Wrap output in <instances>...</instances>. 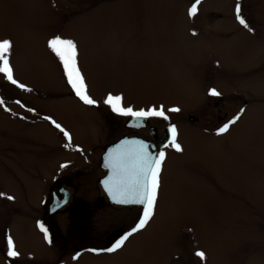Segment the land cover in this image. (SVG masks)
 I'll return each mask as SVG.
<instances>
[{
  "label": "rangeland",
  "instance_id": "rangeland-1",
  "mask_svg": "<svg viewBox=\"0 0 264 264\" xmlns=\"http://www.w3.org/2000/svg\"><path fill=\"white\" fill-rule=\"evenodd\" d=\"M232 3L205 0L189 16L188 0H0V39L12 40L14 78L26 85L21 89L0 74V192L15 198L0 197V246L6 223L9 228L14 223L11 236L21 255L0 254V264L3 259L27 264L23 260L41 254L48 260L55 257L37 234L24 232L22 212L40 204L51 172L69 176L73 170L63 134L13 101L32 109L40 120L51 117L70 133L71 146L89 150L124 132L119 126L126 117L103 103L109 93L122 95L125 107L181 110L168 113V121L148 118L159 136L175 124L183 149L165 150L158 220L154 217L151 224L156 246L164 254L171 250L180 255L186 264H264V0H240L252 33L235 27ZM54 35L77 42L79 66L97 106L81 104L67 84L47 48ZM213 87L220 97L208 94ZM241 108L245 111L230 131L216 135ZM108 113L114 124L103 137L97 123L103 122L105 132ZM13 202L18 207L10 209ZM34 213L27 221L33 223ZM118 219L112 221L115 226ZM92 227L95 236L103 237L110 228ZM198 250L206 260L195 255ZM160 251L154 256L135 246L129 262L153 264ZM114 260L85 255L65 264Z\"/></svg>",
  "mask_w": 264,
  "mask_h": 264
},
{
  "label": "flooded vegetation",
  "instance_id": "flooded-vegetation-1",
  "mask_svg": "<svg viewBox=\"0 0 264 264\" xmlns=\"http://www.w3.org/2000/svg\"><path fill=\"white\" fill-rule=\"evenodd\" d=\"M188 1L189 7L191 8L194 0ZM237 1L240 3V0H233L234 3H232L231 6L232 10L234 9V6L236 7V4L238 3ZM204 2L205 0H200L198 8L202 9V5ZM211 15H216V13L211 12ZM234 19L236 20V18ZM214 21L219 22V20ZM236 23L235 27L237 29L241 30L242 28H244L242 25L239 24L237 20ZM248 24L252 28V22H249ZM13 102L16 103L15 101ZM79 102L83 104L80 100ZM17 105L22 106V108H24L31 115V117H36L38 122L44 123L45 125L50 124L49 120H40L38 114L29 111L30 108H27L23 103H19ZM85 106L90 107L89 105ZM97 109H99V107ZM108 115L109 118L105 119L104 123L105 132L103 131V122L97 123L98 127H102L101 131L103 133V137H105L106 130L108 133L111 129L112 124H114L111 119L112 114L108 113ZM127 118L128 117L124 118V123H120L119 126L120 130L124 131L122 132V135H120V137H118L116 140L109 144H106L104 141L99 142L96 147H91L89 150H76L75 147L70 146L67 150L70 151L71 156H69L67 160L70 162L69 168L73 169L71 174L69 176H65L60 170H57L55 173L51 172L50 176L52 178V181L50 185L47 186L46 195L41 198L42 201L40 202V204L35 208L28 207L25 211L22 212L25 214L21 218L26 219L22 221L24 222V224L25 221L27 222L26 227L23 229L24 232L28 233L29 230H31V232L37 234L41 241L45 244V247L51 249L53 255L55 256L52 260H48L45 254H41L39 257H28L27 259L23 260L27 264H65L66 261L73 260L72 257L77 252L80 253V256L78 258H83L85 255L100 257L111 256L116 260H114L113 263H111L112 261H109V264H130L129 260L132 257L131 249L135 246L138 247L141 245L145 248V250L147 249L151 251L154 256H157L156 254L158 252V248L161 249L159 253L161 257H159L158 255V260L153 261V264H176V262H178V264H186L185 258H182L180 255H176V253L171 250L164 254V249L162 247L156 246L154 239V234L156 231L151 225L156 222L154 221V219L149 223L145 230L131 237L126 243L124 249L116 254H95L86 251V249L88 248H104L110 246L113 240L117 238L120 234H122L125 230H127L140 214V208L137 205L119 206L113 204L102 190L100 183L101 179L105 175L101 167L102 154L109 145L121 138H139L143 141L151 142L148 133L149 126L143 129L134 130L126 126ZM29 121L26 124L32 125L33 122ZM145 129H147L146 134L143 133ZM219 137H221V135ZM153 142L156 143V141ZM95 150H99V152L95 153ZM53 185L57 186V192L52 193L53 195L51 197L49 191L50 188L53 187ZM51 198H53L55 206L57 205V201L61 202V206L57 207L55 211L49 214L47 210L48 203L50 202ZM9 206L10 209L11 206L18 207L17 202H13L12 205L9 203ZM33 210H35V213L32 219L33 223H31L27 221V219L29 220V217L32 214ZM13 216L14 218L21 219L15 216V214ZM119 216L120 218L118 219ZM155 218L156 220H158L156 215ZM117 219L119 220L120 224L118 226H115L112 221L115 222V220ZM20 222L17 223V226L20 225ZM38 222L43 223L45 227L49 230L51 243L44 239V234L39 229ZM28 223L30 224V227ZM96 223L101 225L102 227H106L107 229L110 227L109 231L106 232L104 237L94 235V229L92 225H95ZM13 226L14 223H12L11 227L9 228L7 227L6 223L5 229L2 230L3 241L1 242L4 244V246H0V254L3 257H6L7 252L6 235H11V233L14 231ZM187 231L190 234L192 233V230L189 227L187 228ZM188 238L189 236L186 237L187 240H189ZM171 244L174 245V240L171 241ZM171 244H169L170 249L173 248L171 247ZM1 248H3V250H1ZM137 258L138 257H136V259ZM181 258L184 260H182ZM5 262H8L9 264H16L13 262L11 263V261L9 260L3 259V264Z\"/></svg>",
  "mask_w": 264,
  "mask_h": 264
},
{
  "label": "snow or ice",
  "instance_id": "snow-or-ice-1",
  "mask_svg": "<svg viewBox=\"0 0 264 264\" xmlns=\"http://www.w3.org/2000/svg\"><path fill=\"white\" fill-rule=\"evenodd\" d=\"M200 0H194L188 11L189 16L197 13ZM235 18L249 32L254 31L248 24L246 18L242 15L241 4L238 2L235 7ZM47 48L58 59L63 69L66 82L75 94V96L85 105L97 106L98 101L93 99L88 92V85L79 66V48L77 42L71 38H65L60 35H54L47 41ZM13 51V42L10 38L0 39V74L11 82L13 85L21 89H26V85L18 82L14 78V71L11 64V54ZM30 90V89H27ZM208 94L212 97H220L222 95L216 88H210ZM17 104L20 101H16ZM103 103L107 105L113 113L124 117H130L137 122V126H141V122L148 118H161L164 121L170 119L168 113H178L180 108L171 107L165 110L163 105L157 107L152 106L140 109H134L131 106H123V96L113 95L109 93ZM4 101L0 99V105ZM29 111H33L29 109ZM244 109L232 116L230 119L222 123L216 129V135L220 136L230 131V128L237 123ZM49 120L55 128H57L65 137V148L71 146L70 133L51 117H44ZM168 142L162 145L156 152L151 151L152 146L143 140L132 139L122 140L114 147L110 148L104 156V166L107 168L108 175L102 181L104 191L108 197L116 204L120 205H137L140 208V214L133 224L120 234L108 247L104 248H88L86 251L101 254H116L124 249L126 243L131 237L139 234L154 219L160 198L161 190V171L162 165L166 158V148H172L176 152H182V146L177 142L178 129L175 124H169L167 127ZM76 150L79 146H76ZM61 168L67 167L61 164ZM0 197L8 200H14L13 196H5L0 192ZM57 207L61 206V202L57 201ZM38 227L44 234V239L51 243L49 230L43 223L38 222ZM6 246L8 257H18L20 253L16 250L15 242L10 234L6 235ZM195 255L201 261L206 260V253L202 250L195 252ZM80 256L77 252L72 259L76 260Z\"/></svg>",
  "mask_w": 264,
  "mask_h": 264
},
{
  "label": "water",
  "instance_id": "water-1",
  "mask_svg": "<svg viewBox=\"0 0 264 264\" xmlns=\"http://www.w3.org/2000/svg\"><path fill=\"white\" fill-rule=\"evenodd\" d=\"M146 121L147 120H145V121H142L141 122V126H137V122L136 121H134V120H132L131 118L127 121V125L128 126H130V127H133V128H139V127H144L145 125H146ZM190 121L191 122H193L194 121V119L193 118H190ZM149 134H150V136H151V138L153 139V140H157V146H155L154 144H152V143H148V144H150L151 146H152V148L150 149L151 151H153V152H156L157 151V148H160L162 145H164V144H166L167 142H168V140H167V138H168V132H167V129L163 132V134H162V136L160 137V138H158L157 139V137H156V130H155V128H151L150 129V132H149ZM122 140H125V139H122ZM122 140H120V141H118L117 143H115V144H113L112 146H110L107 150H106V152L104 153V155H103V162H102V168H103V170L106 172V176L108 175V169L107 168H105V166H104V156H105V154L108 152V150L110 149V148H112V147H114L116 144H118V143H120ZM128 140H132V139H128ZM105 176V177H106ZM105 177H104V179H105ZM103 179V180H104ZM102 180V181H103ZM102 184V183H101ZM102 186H103V184H102ZM104 189V188H103ZM54 192H57V186H53L51 189H50V194H51V197H52V193H54ZM107 194V193H106ZM110 199V198H109ZM111 200V199H110ZM112 201V200H111ZM113 202V201H112ZM114 203V202H113ZM116 204V203H115ZM53 205H55L54 204V202H53V198H52V200H51V202H50V204H49V207H51V211H54L56 208H55V206H53ZM118 205H120V204H118Z\"/></svg>",
  "mask_w": 264,
  "mask_h": 264
}]
</instances>
